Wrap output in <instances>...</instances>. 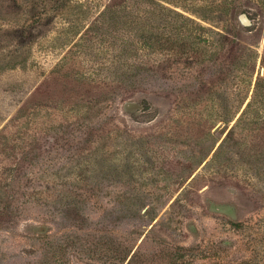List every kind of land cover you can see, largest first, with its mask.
<instances>
[{"label": "rangeland", "instance_id": "1", "mask_svg": "<svg viewBox=\"0 0 264 264\" xmlns=\"http://www.w3.org/2000/svg\"><path fill=\"white\" fill-rule=\"evenodd\" d=\"M0 264H264V0H0Z\"/></svg>", "mask_w": 264, "mask_h": 264}]
</instances>
